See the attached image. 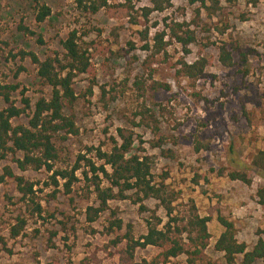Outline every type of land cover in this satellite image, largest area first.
Here are the masks:
<instances>
[{
    "label": "rangeland",
    "instance_id": "1",
    "mask_svg": "<svg viewBox=\"0 0 264 264\" xmlns=\"http://www.w3.org/2000/svg\"><path fill=\"white\" fill-rule=\"evenodd\" d=\"M42 1L54 14L38 25L30 0H0V80L14 83L15 72L23 65L26 72L19 82L33 104L49 97L51 91L42 85L37 67L29 60L14 62L10 52L33 51L44 60L53 52L63 53L62 43L74 29L88 31L86 40L98 45L96 51L92 49L97 75L75 81L79 100L66 112L75 116L80 135L66 142L55 140L62 157L59 166L74 164L90 148L111 150L117 130L140 123L137 114L143 112L151 127L132 129L136 151L152 158L155 184L172 215L160 200L136 204L134 198L110 202V209L90 223L87 209L98 204L82 174L72 194H65L63 187L57 193L51 174L22 172L10 156L0 163V264H123L129 237L140 241L148 232V222L159 223L160 229L171 223L183 228L193 211L211 219L212 238L206 252L212 264H226L224 254L215 250L225 230L221 217L236 225L238 241L251 251L264 239L259 234L264 231V210L257 201L264 173L252 167L253 158L264 151V0H218L221 10L212 17L205 9L199 16V5L170 0V8L149 19L142 10L152 6L151 0H114L116 11L121 12L116 17L106 11L81 14L73 0ZM128 1L135 6L138 25L123 12ZM22 21L44 35V47L19 31ZM173 23L188 24L197 35L198 43L188 48V54L181 44L170 41L167 26ZM163 32L169 34L165 42L170 45L153 57L143 47L148 41L154 46V38ZM223 45L233 54V66L220 61ZM242 54L248 57L246 63ZM203 58L209 65L201 79L178 78L182 61L193 64ZM137 79H143L144 88L136 85ZM92 80L95 89L90 96ZM154 82L167 84L170 90L154 91L150 88ZM13 99L21 106L19 93ZM5 108L0 97V110ZM26 122L21 119L15 124ZM95 154L88 156L96 160ZM7 170L37 184L41 216L31 215ZM233 171L250 173L252 185L232 181L228 175ZM20 217L27 226L14 239L12 227ZM161 252L155 247L138 248L134 262L151 263ZM186 260L183 256L173 263L186 264Z\"/></svg>",
    "mask_w": 264,
    "mask_h": 264
},
{
    "label": "trees",
    "instance_id": "2",
    "mask_svg": "<svg viewBox=\"0 0 264 264\" xmlns=\"http://www.w3.org/2000/svg\"><path fill=\"white\" fill-rule=\"evenodd\" d=\"M33 6L35 22L38 25L45 24L54 14L53 9L42 0H30ZM114 0H73L77 10L81 14L96 16L102 11H106L111 17L119 16L113 5ZM190 6L199 5L198 14L205 9L212 17L221 10L218 0H185ZM132 1L123 4L125 16L138 25L137 11ZM212 5L209 6V4ZM150 8H143L144 17H149L155 13H163L171 7L170 0H151ZM140 23V22H139ZM19 31L25 36L34 38L39 46L44 47L46 40L44 35L35 32L25 24L19 25ZM170 31L171 42L174 40L181 44L185 53H189L188 48L192 44L198 43L196 33L190 29V25L184 23H173L167 26ZM89 32L78 29L71 31L63 41V53L53 52L42 60L33 51L21 50L18 53L10 52L9 57L17 62L31 61L37 67L38 78L42 85L49 88V97H40L35 104L27 95L28 90L19 82L26 68L20 65L14 76V83H4L0 80V97L3 99L6 108L0 110V163L13 157L14 163L22 172L46 171L51 174L49 180L57 188L63 187L65 194L73 193L74 187L81 182L79 175L82 174L88 183V192L96 196L97 207L87 209V217L90 223L96 222L102 214L110 209V202L114 200L134 199L136 204L143 203L149 199L160 200L168 210L171 217L172 211L166 199L163 198L162 189L155 184L153 175L152 158L147 155L138 154L136 151V132L132 129L142 126L150 128L147 116L140 112V123L132 122V127L119 128L117 138H112L111 150L102 148H90L87 154H80L74 164L68 167L59 166L62 163L61 152L55 140L60 139L66 142L70 137H78L80 129L77 126L75 116L68 114L66 110L73 108L79 96L75 90V81L80 76L96 77V69L93 64L95 54L93 50L98 49L95 42H88L86 37ZM146 34H148L146 32ZM167 32L158 33L154 38V46L148 43L143 47L144 51H152V56L160 55L166 51L170 45L165 42ZM148 40V36L145 39ZM220 61L230 67L234 65V57L226 45L220 48ZM239 50V48H236ZM243 55L246 63L248 57ZM9 60V59H8ZM209 62L203 58L193 64L182 61L177 71L178 78L192 79L198 81L204 75ZM143 79H137L136 85L144 88ZM88 88L89 95L92 96L95 89V81ZM154 91L170 90V86L159 82H154L150 87ZM19 93L21 96V106L17 105L13 99ZM85 97V96H84ZM149 113V111H148ZM27 119L26 123L15 124L16 120ZM142 144L144 142L140 141ZM95 152L96 160L90 158L88 154ZM21 155V157H18ZM100 162L101 164L97 163ZM252 167L264 173V151H260L252 160ZM7 176L15 180L18 191L22 195V202L31 209V215L43 213V208L38 202L37 184L29 181L25 177L16 176L11 170H7ZM228 177L234 182H241L247 186L253 183L252 176L248 172L233 171ZM4 180V178H2ZM63 182V183H61ZM133 194L130 196V194ZM258 204L264 210V187L257 192ZM142 210H146L144 205ZM210 218H202L198 213L191 215L187 226H168L159 228L158 224L148 222V232L135 241L129 237L127 249L124 252L123 264H136L134 255L138 248L155 247L161 250V254L151 263L143 264H174V260L186 257V264H212L207 250L210 246L211 234L208 229ZM224 227L215 245V250L224 254L226 264H255L258 261L264 263V239H259L256 246L249 251L245 243H240L237 239V227L227 218H219ZM160 222V221H159ZM177 222V221H175ZM27 221L25 218H18V223L12 227L11 237L16 239L25 231ZM264 234L260 232L259 234ZM186 236V238H185ZM240 259V260H239Z\"/></svg>",
    "mask_w": 264,
    "mask_h": 264
}]
</instances>
